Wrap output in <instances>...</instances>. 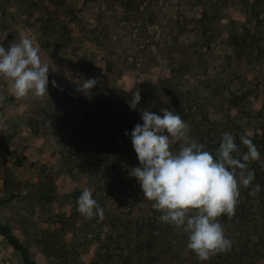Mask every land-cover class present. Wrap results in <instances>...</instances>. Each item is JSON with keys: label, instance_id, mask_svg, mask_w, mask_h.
Returning <instances> with one entry per match:
<instances>
[{"label": "rangeland", "instance_id": "rangeland-1", "mask_svg": "<svg viewBox=\"0 0 264 264\" xmlns=\"http://www.w3.org/2000/svg\"><path fill=\"white\" fill-rule=\"evenodd\" d=\"M36 16L27 23L50 66L48 93L1 94L0 198L8 202L0 218L37 261L264 264V0H52ZM86 79L96 84L84 94L76 89ZM161 108L179 113L211 153L225 132L248 137L260 153L248 161L259 181L242 185L231 218H217L232 247L207 261L181 228L159 220L129 175L139 161L125 132L142 123V110ZM118 110L131 112L125 120ZM240 146L237 157L248 152ZM86 188L102 216L77 211ZM0 252L24 264L1 235Z\"/></svg>", "mask_w": 264, "mask_h": 264}, {"label": "clouds", "instance_id": "clouds-1", "mask_svg": "<svg viewBox=\"0 0 264 264\" xmlns=\"http://www.w3.org/2000/svg\"><path fill=\"white\" fill-rule=\"evenodd\" d=\"M49 69L28 38L7 48L0 45V75L12 81L11 93L15 97L48 93ZM52 83L57 86L55 81ZM95 84L94 79H86L76 90L87 94ZM140 100V93H135L130 107L136 109ZM160 112L162 115L142 110V123L135 124L130 133L125 132L130 135L139 161L129 175L139 182L144 198L154 202L153 208L161 213L159 220L181 228L188 235L187 247L200 261H207L232 247L217 218H231L235 214L240 185L248 187L255 179L248 161L258 160L260 153L251 139L241 136L248 152L237 158L235 137L225 132L214 155L205 150L204 144L191 139L189 126L179 113L167 108ZM177 143L179 148L174 151L173 145ZM259 190L260 185H256L251 195ZM77 211L88 219L103 215V209L87 188L77 199Z\"/></svg>", "mask_w": 264, "mask_h": 264}, {"label": "crops", "instance_id": "crops-1", "mask_svg": "<svg viewBox=\"0 0 264 264\" xmlns=\"http://www.w3.org/2000/svg\"><path fill=\"white\" fill-rule=\"evenodd\" d=\"M51 2L52 0H0V45L7 48L11 43H18L20 39L28 38L40 52L42 46L37 40L38 37H33L39 35L38 29L27 23V20L32 15L36 18V13L42 8V4L48 7ZM11 86L12 81L0 75V103L4 98L1 96L4 91L12 95ZM30 95L31 93L27 96ZM8 260V254H0V264H9ZM18 263L22 262L18 261Z\"/></svg>", "mask_w": 264, "mask_h": 264}, {"label": "trees", "instance_id": "trees-1", "mask_svg": "<svg viewBox=\"0 0 264 264\" xmlns=\"http://www.w3.org/2000/svg\"><path fill=\"white\" fill-rule=\"evenodd\" d=\"M129 112H131V111L125 112V110H123V111L122 110H118L116 112V118H119L120 117L121 119H125L126 120V117H127L126 114L129 113ZM106 114H111L112 115V113L110 111H106V113L101 116L102 124L106 122V120H105L106 119ZM135 116L136 115L134 113H130V115L128 116L129 117V120L135 121V120H133ZM116 123H117V120H116ZM98 124H99V122H93V124L90 125V127H92L93 129H95ZM97 127H99V126H97ZM77 131H81V129L78 128ZM235 142L238 145V149L239 150L242 149L241 146H240V142H241L240 139L239 140H236ZM217 145L216 146L215 145H212L215 148L212 153H214L218 149L217 147H219V146H217ZM244 153H246V151H244ZM237 158H240V157H237ZM239 172H240V170L238 169L237 170V176H239V174H240ZM258 179H259V173H257L255 175L254 181L257 182V181H259ZM242 187L243 186L241 184L240 185V189H242ZM7 202H8V199L0 198V204H5ZM0 234L5 238V240L8 242L9 245H11L15 250H17L21 254L22 260H23L24 264H40L37 261V259L32 255V252H31L29 246L27 244H25L15 234L14 229L12 228V226L9 225V224H7L6 222H4L1 218H0Z\"/></svg>", "mask_w": 264, "mask_h": 264}, {"label": "built area", "instance_id": "built-area-1", "mask_svg": "<svg viewBox=\"0 0 264 264\" xmlns=\"http://www.w3.org/2000/svg\"><path fill=\"white\" fill-rule=\"evenodd\" d=\"M1 235V234H0ZM2 236V235H1ZM19 264V263H18ZM21 264V263H20Z\"/></svg>", "mask_w": 264, "mask_h": 264}]
</instances>
